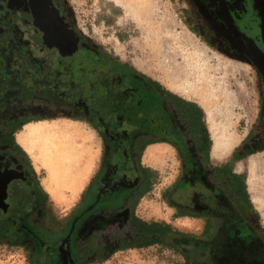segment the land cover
I'll return each instance as SVG.
<instances>
[{
	"label": "flooded vegetation",
	"instance_id": "af4514ba",
	"mask_svg": "<svg viewBox=\"0 0 264 264\" xmlns=\"http://www.w3.org/2000/svg\"><path fill=\"white\" fill-rule=\"evenodd\" d=\"M50 1L0 0V246L24 244L31 264H89L100 260L108 243L137 247L144 242L139 235L145 227L137 219L163 222L141 217L138 208L159 180L158 171L144 162L149 145L144 147L165 134V104L160 100L157 118L151 115L149 97L141 103L139 96L130 95L140 91L139 84L148 90V81L132 80L127 67L100 55L76 33L58 1ZM192 1L228 41L239 45L264 81V0ZM52 9L79 42L73 53L53 45L41 27L42 17ZM232 24L262 69L247 55ZM262 102L255 125L264 127V97ZM38 108L46 114L61 108L86 119L102 139L91 191L60 221L54 219L37 172L16 142L20 127L39 118ZM185 172L181 163L175 183ZM194 183L174 196L177 203L189 205L183 199L193 192Z\"/></svg>",
	"mask_w": 264,
	"mask_h": 264
},
{
	"label": "rangeland",
	"instance_id": "374dc122",
	"mask_svg": "<svg viewBox=\"0 0 264 264\" xmlns=\"http://www.w3.org/2000/svg\"><path fill=\"white\" fill-rule=\"evenodd\" d=\"M57 1L76 33L83 40L100 48L104 57L117 60L119 63L130 64L148 78L158 81L166 90L196 102L203 108L206 114L207 133L204 142L208 143L209 139L212 142L210 154L213 163L224 162L243 140H246L244 147L251 145L252 149L257 151L251 157L240 161L235 167L238 172L247 173L248 191L259 213V218L253 214L251 220L264 227V127L259 122L255 125L263 103L264 81L260 71L242 53L239 45H233L216 27L212 26L192 0ZM194 51L200 53L202 57L197 59ZM185 60H191L193 72L202 77V84L197 83L196 90L181 89L180 84L184 82V79L179 81L173 78L180 73L176 68L177 65L185 67ZM45 112L46 110L38 108L36 113L39 118L36 121L48 120L65 125L67 127L62 130L63 133H59V139L72 136L75 142L80 143V145L77 143L74 149L71 147V141L67 145L66 141H61L63 145L57 146L58 149L65 150V161H68L70 153L72 156L71 151L77 150L75 153H78L81 160L79 163L78 161L72 163L76 167L74 165V168L72 169L71 166L70 169L73 173L82 174L79 185L98 150V139L94 135V127L90 123L86 125L83 118H78L61 108H56L49 114ZM63 119L84 123L81 126L91 132L94 137L89 139L85 136L84 130L68 125V122ZM22 128L20 127L19 130ZM222 134L232 135L237 140V144L223 161L217 162L213 160L212 151L215 138ZM166 149L170 153H165L164 149H158L155 157L152 158L148 156L150 149L146 151L144 162L149 164V158H151V165L158 171L159 180L150 194L141 201L138 214L147 220L157 219L169 223L174 228L187 233H201L206 226L205 219L177 217L175 210L161 198L163 191L174 184L181 171V163L176 152L169 147ZM27 157L29 158L28 155ZM254 158L259 162L254 171L251 187L249 178L253 173L252 170L250 168L239 170L238 165ZM37 175L39 182L42 183L48 178L43 168ZM17 184L13 182L11 187L16 188ZM57 189L61 194L72 188L57 187ZM255 195L258 197V203H254ZM46 196L55 220H62L73 209L70 208L69 201L55 202L49 198V194L46 193ZM205 196L206 192L199 186L193 189V192H188L183 200L192 204L195 197L203 200ZM184 263L182 255L161 245L136 248L123 247L113 242L105 247L100 260H91L89 264ZM0 264H31V262L27 258L24 245L7 244L0 246Z\"/></svg>",
	"mask_w": 264,
	"mask_h": 264
},
{
	"label": "trees",
	"instance_id": "16d2710c",
	"mask_svg": "<svg viewBox=\"0 0 264 264\" xmlns=\"http://www.w3.org/2000/svg\"><path fill=\"white\" fill-rule=\"evenodd\" d=\"M96 49L102 55L100 48ZM105 58L118 63L120 67H127L126 70L134 74L132 80L148 81V90L139 84L140 91L130 95L139 96L141 103L143 97H149L150 113H155V118L160 100L164 102L162 118L165 134L158 139L151 138L144 148L149 144L167 142L177 149L186 172L183 178L164 192L163 200L171 208L177 209V217L206 220L201 233H187L166 222L147 223L136 218L145 227L139 235L145 241L137 244L136 248L159 244L182 255L184 264H264V227L251 220L253 214L259 218V213L248 191L247 173L235 172L238 162L257 151L252 148L243 151L246 144V140H243L226 162L214 165L210 158L212 142L210 139L208 143L204 142L207 135L206 114L198 103L166 90L158 81L148 78L128 63ZM190 146L195 148L193 154ZM191 182H195L193 189L201 186L206 196L203 200L195 197L189 205L177 203L174 196ZM93 184L94 179L83 196L91 191Z\"/></svg>",
	"mask_w": 264,
	"mask_h": 264
},
{
	"label": "crops",
	"instance_id": "0c3cea01",
	"mask_svg": "<svg viewBox=\"0 0 264 264\" xmlns=\"http://www.w3.org/2000/svg\"><path fill=\"white\" fill-rule=\"evenodd\" d=\"M64 121H67L68 122V125L77 126V129L78 130L79 129L84 130L86 132L85 136L89 137V139L92 138V137H94L91 132L86 131V129L83 126H81V124H84V123H82L80 121L73 122V120H70V121L69 120H64ZM85 121H86V123H85L86 125H87V123L89 124V122L87 120H85ZM42 123H47V124H50V125L51 124L52 125H54V124L55 125H60V124H58L56 122L48 121V120L47 121H32L30 123L25 124L21 130L17 131V133H16V142H17V144L19 146L22 147L23 151L31 159V163H32L35 171L37 172V174H39L40 169H42V168L46 170V173H47V177L48 178L44 180V183L40 182V184H41L43 190H45V192L50 195L49 198H51L55 202H57V201H63V200L69 201V202H71L70 208H74V206L79 202V200L81 199V196L83 195V193L85 192V190L88 188L89 184L94 179V177H95V175H96V173L98 171L99 161L101 159V153H102V139L100 137V134H99L98 130H96L94 128L93 129L94 130V133H95L94 135L98 139V150H97V153H96V157H94L95 159L93 158L94 160L89 165V169H88L87 174L85 173L86 176L83 178L81 184L78 185V182L82 178V174L80 175L79 173H73V172H71V169H70L71 166H72V169L74 168V165L75 164L73 165L72 163H75L76 161H78V163H79L80 160H81V159H79L80 156L78 155V153H75V152H77V150L75 149V150L71 151L72 152V156H71V153H70V156H68V161H65V154H66L65 150L63 148H59L58 149V147H57L58 145H60V147L63 145V143H60L61 141H66L67 142L66 145L69 143V141H71V147H72V149H74V147L76 146L77 143L80 145L79 142H75L74 141V138L72 136L71 137H67V138H63V139H58L57 141H55V143H53L49 147L50 150L48 152L52 156V159L51 160L48 159V155H46V156H44L43 154L41 155L40 150L35 145L31 147V150H29L20 141L21 134H23L26 131V129H27L28 126H31V125H39V124H42ZM26 143L28 145V141ZM72 144H74V146ZM29 147H30V145H29ZM88 147L90 148V144L88 145ZM168 147L169 148H172L176 152V154H177V156H178V158L180 160V163H182V161H181V159H180V157L178 155L177 149L175 147H173L171 144L167 143V142H157V143L149 144V146L146 148V150L144 152V157H145L146 151L148 149H153V150L164 149L165 153H170L169 150L166 149ZM189 150L191 151L192 154L195 152V148L193 149L192 146H190ZM232 153H231V155H232ZM230 156H229V158H230ZM210 158H211V154H210ZM229 158H227L224 162H226ZM150 159L151 158H149V164L148 165L151 166V167H153L151 165V162L152 161H150ZM44 161H46V162H44ZM224 162L217 163V164H215L213 162L212 163L214 165H220V164H222ZM61 167L63 168V170H62ZM75 167H76V165H75ZM60 172H62V173H60ZM235 172L238 173V174H242L243 173V172H238L236 170V167H235ZM56 174H58V175H56ZM179 176H180V174L178 175L177 179L179 178ZM57 187H59V188H65V189L66 188H72V189H67L64 193H61L62 194L61 195V194H59ZM251 200H252V198H251ZM171 209H173V208H171Z\"/></svg>",
	"mask_w": 264,
	"mask_h": 264
},
{
	"label": "bare ground",
	"instance_id": "6f19581e",
	"mask_svg": "<svg viewBox=\"0 0 264 264\" xmlns=\"http://www.w3.org/2000/svg\"><path fill=\"white\" fill-rule=\"evenodd\" d=\"M38 3V1H37ZM41 4V3H40ZM39 10H41V8L39 7ZM164 37V36H163ZM166 40V39H165ZM166 42V41H165ZM164 42V43H165ZM168 42L169 39H168ZM165 45V44H164ZM171 45V44H170ZM167 46V45H166ZM166 49V47H165ZM176 49V48H175ZM195 52V51H194ZM170 53V52H169ZM181 53V52H180ZM193 53V52H192ZM196 53V58L199 59L201 56L200 53ZM177 54V53H176ZM187 55V54H186ZM194 56V55H193ZM195 58V61H196ZM183 59V58H182ZM183 61V60H182ZM194 61V60H193ZM175 63V62H174ZM173 63V64H174ZM197 63V62H196ZM191 60L187 61L185 60V67H180L177 65L176 68H178V71L180 72L178 74V76L173 77L174 79H177L179 81H181L182 79H184V82L182 81V84H180V88H192L194 90H196L197 88V83L198 84H202V80L198 75H195V71L193 72V67L191 66ZM197 67V66H196ZM199 67V66H198ZM205 68V67H204ZM203 68V70H204ZM172 69V68H170ZM197 70V69H196ZM203 72V71H201ZM173 73V72H172ZM205 76V75H204ZM207 76V75H206ZM211 79V78H210ZM209 80V79H208ZM207 80V82H208ZM181 83V82H180ZM211 83V82H210ZM178 85V84H177ZM205 86V85H204ZM191 89V90H192ZM188 91V90H187ZM67 126L65 125H50L47 123H42L39 125H31L28 126L26 131L21 134L20 136V141L24 144L25 147H27L29 150H31L32 146H36L40 152L41 155L43 154L44 156L48 155V159H52L51 154H49V147L55 143V141H57L59 139V133H63L62 130L65 129ZM19 141V142H20ZM28 141V145L27 142ZM214 148H213V160L220 162L223 161L231 152L232 148L234 146H236L237 144V140L230 134H222L220 136H217L215 138V142H214ZM30 145V147H29ZM34 149V148H33ZM35 150V149H34ZM34 152V151H33ZM157 153L156 150L150 149L148 152V156L150 155L151 158ZM155 157V156H154ZM46 162V161H44ZM259 162L258 159L254 158L250 161H248L247 163H240L238 165V169L239 170H243L244 168H250L252 170V175L249 178V184L252 187L253 186V179H254V171L256 170L257 167V163ZM49 164V163H48ZM58 164V163H57ZM50 166V165H49ZM56 166V165H55ZM52 168V167H51ZM59 168V167H58ZM62 168V167H61ZM63 170V168H62ZM61 170V171H62ZM56 172V171H55ZM54 172V173H55ZM59 172V171H58ZM62 173V172H60ZM58 175V174H56ZM65 176V175H64ZM252 190V189H251ZM254 194V191H252ZM254 203H258V197L255 195L254 197ZM259 205V204H258Z\"/></svg>",
	"mask_w": 264,
	"mask_h": 264
},
{
	"label": "water",
	"instance_id": "95a60500",
	"mask_svg": "<svg viewBox=\"0 0 264 264\" xmlns=\"http://www.w3.org/2000/svg\"><path fill=\"white\" fill-rule=\"evenodd\" d=\"M51 3V1L49 0ZM45 7V4H43L40 8L43 9ZM50 9H47V11ZM53 13H48V16L42 17V29L46 32V36H48L49 40L53 43V45H56L60 48H63L67 50L69 53H73L77 48L79 47L78 40L74 37L69 27L66 25L64 19L59 15V12L57 9H52ZM233 31L235 34L240 38V40L243 42V48L247 55L253 59L254 63L261 68V60L257 59V56L255 57L253 55V52L249 47L244 45V37L240 34L239 31H236L235 25H233ZM64 42V44H62ZM66 52V53H67ZM6 186V183H5Z\"/></svg>",
	"mask_w": 264,
	"mask_h": 264
}]
</instances>
